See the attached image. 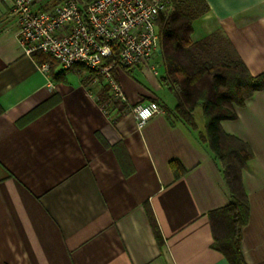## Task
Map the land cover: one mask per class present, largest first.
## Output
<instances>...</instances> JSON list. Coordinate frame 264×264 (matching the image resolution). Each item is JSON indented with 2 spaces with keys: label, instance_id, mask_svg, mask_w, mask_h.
<instances>
[{
  "label": "crops",
  "instance_id": "1",
  "mask_svg": "<svg viewBox=\"0 0 264 264\" xmlns=\"http://www.w3.org/2000/svg\"><path fill=\"white\" fill-rule=\"evenodd\" d=\"M165 1L194 17L193 43L210 39L221 57L264 75V0ZM157 53L115 79L128 107L156 101L163 113L142 129L130 113L113 122L98 102L106 81L43 72L0 2V264H229L209 214L231 199L200 139L203 112H194L196 131L177 117ZM236 111L221 126L253 152L242 174L250 205L242 253L246 264H264V90Z\"/></svg>",
  "mask_w": 264,
  "mask_h": 264
},
{
  "label": "trees",
  "instance_id": "2",
  "mask_svg": "<svg viewBox=\"0 0 264 264\" xmlns=\"http://www.w3.org/2000/svg\"><path fill=\"white\" fill-rule=\"evenodd\" d=\"M193 21L191 14L184 13L178 5H170L168 2L158 14L160 53L157 54L164 67L160 81L175 97V113L188 127L196 131L198 126L194 112L199 108L203 112L206 124L200 139L209 146L219 162L231 199L227 207L209 214L215 246L229 264H246L242 242L243 229L250 218V205L243 187L242 174L253 159V152L240 139L227 135L221 123L236 120V110L243 108L255 93L264 90V75L253 77L241 60L232 59L230 55L221 57L210 39L193 43ZM32 58L39 66L48 64L50 74L56 78L74 70L90 72L93 77H97L84 66L62 69L56 74L59 65L50 56L35 53ZM113 60H118V55ZM122 70L130 74L131 68L124 67ZM110 91L109 85L104 86L98 102L100 106L112 103L111 111L115 113L112 121L116 122L129 112V108L121 101L114 100ZM152 222L155 224L154 217ZM155 229L158 234L157 225Z\"/></svg>",
  "mask_w": 264,
  "mask_h": 264
},
{
  "label": "built area",
  "instance_id": "3",
  "mask_svg": "<svg viewBox=\"0 0 264 264\" xmlns=\"http://www.w3.org/2000/svg\"><path fill=\"white\" fill-rule=\"evenodd\" d=\"M10 6L19 44L26 55L43 53L63 70L84 66L127 105L114 73L150 63L159 50L158 14L165 0H62L41 7L36 0H0ZM118 55V60H113ZM45 73L50 66H40ZM111 102L101 106L112 117ZM139 129L163 113L154 101L130 106Z\"/></svg>",
  "mask_w": 264,
  "mask_h": 264
},
{
  "label": "snow or ice",
  "instance_id": "4",
  "mask_svg": "<svg viewBox=\"0 0 264 264\" xmlns=\"http://www.w3.org/2000/svg\"><path fill=\"white\" fill-rule=\"evenodd\" d=\"M217 2L221 4H226V3H229L230 0H217Z\"/></svg>",
  "mask_w": 264,
  "mask_h": 264
},
{
  "label": "rangeland",
  "instance_id": "5",
  "mask_svg": "<svg viewBox=\"0 0 264 264\" xmlns=\"http://www.w3.org/2000/svg\"><path fill=\"white\" fill-rule=\"evenodd\" d=\"M111 90V89H110ZM111 95H113V93L110 91ZM199 119V118H198Z\"/></svg>",
  "mask_w": 264,
  "mask_h": 264
}]
</instances>
